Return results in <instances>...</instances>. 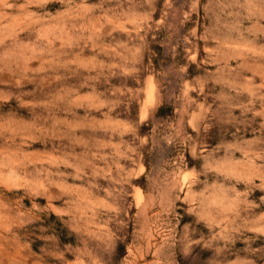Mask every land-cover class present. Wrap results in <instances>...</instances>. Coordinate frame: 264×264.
<instances>
[{
  "label": "rangeland",
  "instance_id": "rangeland-1",
  "mask_svg": "<svg viewBox=\"0 0 264 264\" xmlns=\"http://www.w3.org/2000/svg\"><path fill=\"white\" fill-rule=\"evenodd\" d=\"M0 264H264V0H0Z\"/></svg>",
  "mask_w": 264,
  "mask_h": 264
}]
</instances>
